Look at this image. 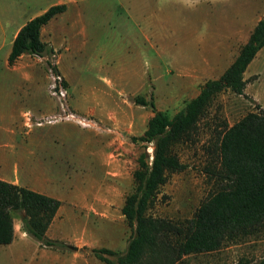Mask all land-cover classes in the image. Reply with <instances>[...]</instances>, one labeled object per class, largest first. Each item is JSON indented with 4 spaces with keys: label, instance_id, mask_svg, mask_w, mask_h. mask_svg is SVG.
<instances>
[{
    "label": "rangeland",
    "instance_id": "1",
    "mask_svg": "<svg viewBox=\"0 0 264 264\" xmlns=\"http://www.w3.org/2000/svg\"><path fill=\"white\" fill-rule=\"evenodd\" d=\"M93 2H87L84 7L74 2L69 8L67 5L66 15L60 13L42 27L41 38L56 50L53 61L67 88L70 107L102 121L114 131L85 128L70 121L27 125L24 113L51 114L59 109V102L50 90L54 73L45 57L25 54L17 61L16 65L26 74L23 78L37 83L36 98L27 103L21 115L23 141L33 143L36 139L38 143H45L41 138L48 136V147L68 156L70 148L95 134L88 142L97 143V152L89 167L75 166L70 159L57 161L54 166L55 175L61 170L62 182L55 180L47 192L61 196V206L47 233L64 246H41L26 234L22 224V230L15 234L16 247L1 252H5L6 258L0 264H107L96 257L95 249L105 247L124 252L133 230L122 208L136 186L134 173L144 150V143L135 142L133 137L143 134L153 115L150 106L138 105L133 98L141 95L150 99L153 95L156 107L173 116L210 79L205 75L191 83L179 68L197 57L194 48L185 45L187 38L181 26L191 18L200 19V10L206 7L204 2L97 0L96 9ZM79 8L86 14L96 13L97 21L69 22L65 17L67 12H78ZM127 9L137 15L135 21L128 19ZM146 14L150 16L149 21L142 18ZM73 25L77 28L68 34L66 29ZM83 26L90 34L97 31L96 47L94 39L89 41L78 33L77 29L82 30ZM147 34L152 42L146 38ZM164 45L165 51L160 49ZM125 57L127 63L131 62L126 67L122 66ZM256 62L263 66L253 68L246 75L245 94L230 90L219 94L211 117L202 124L196 141L177 146L187 167L173 173L161 186L157 202L149 213L174 220L190 218L200 203L220 187L221 181L215 172L221 130L226 123L232 125L255 110L257 105L264 110V50ZM254 94L258 95V101ZM152 150L151 145L148 151L152 153ZM13 216L21 219L18 213ZM71 246H77L78 250ZM263 260L264 227L254 235L226 242L217 251L190 255L181 264H264Z\"/></svg>",
    "mask_w": 264,
    "mask_h": 264
},
{
    "label": "trees",
    "instance_id": "2",
    "mask_svg": "<svg viewBox=\"0 0 264 264\" xmlns=\"http://www.w3.org/2000/svg\"><path fill=\"white\" fill-rule=\"evenodd\" d=\"M65 10V4L53 5L29 20L13 42L9 62L23 54L37 55L45 57L48 67L58 73L53 61L56 52L42 40L41 29ZM263 47L264 16L223 74L206 80L198 95L173 116L156 107L153 95L133 98L153 111L143 134L133 137L144 143L134 173L136 186L122 208L133 233L124 252L102 247L94 250L97 258L107 264H181L190 255L217 251L226 242L254 235L264 227V110L260 105L221 130L215 172L221 184L192 217L174 220L149 213L161 186L187 167L177 146L196 141L219 94L228 90L245 94V71ZM151 145L152 153L148 151ZM60 206V199L0 179V244L13 241V214L18 213L26 234L41 246L63 247V242L47 233Z\"/></svg>",
    "mask_w": 264,
    "mask_h": 264
},
{
    "label": "crops",
    "instance_id": "3",
    "mask_svg": "<svg viewBox=\"0 0 264 264\" xmlns=\"http://www.w3.org/2000/svg\"><path fill=\"white\" fill-rule=\"evenodd\" d=\"M89 1L91 0H0V179L3 181L49 195L47 190L55 180L58 179L62 182L60 179L61 170L57 175L54 172L57 161L65 162L70 159L75 166L89 167L93 165L92 156L97 152V143L92 144L88 141L96 137L95 134L91 135L92 138L85 139L81 145L74 149L70 148L68 156H63L50 149L48 136L41 138L45 143H38L36 139L33 143L23 141L21 115L23 108L28 106L27 103L35 100L37 83L31 78H23L26 74L16 65L17 61L25 54L21 55L14 63L9 62L13 42L20 29L29 20L44 13L53 5L65 4L67 9V5L69 8L73 2L78 7H84ZM93 1V8L96 9L97 0ZM198 1L204 2L206 5L200 10V19L191 18L181 26L185 38H187L185 45L189 49L194 48L197 57L187 66H177L184 72L185 80H190L191 83L205 75H208L210 79L220 77L235 60L241 47L248 41L254 27L264 16V0ZM130 9L132 8L130 7ZM132 11L127 9L128 19L135 21L137 15ZM62 14L66 15V10ZM65 17L72 24L83 23L85 20L97 21L96 13L86 14L85 10L80 8L78 12H67ZM86 17L88 19H85ZM142 18L150 20L148 14L142 15ZM46 25L48 23L44 27ZM75 27L77 28L74 25L73 28L69 27L66 32L73 33ZM77 31L84 38L88 37L89 41L94 39V47L97 46V31L90 34L84 26L82 30L77 29ZM146 36L150 41L152 40L148 34ZM161 47L160 49L165 51L166 46ZM263 50L264 47L258 51L249 64L245 71V77H248L246 75L253 68L263 66L262 63L256 62ZM123 60L122 66L126 67L131 63L125 61L126 57ZM198 67L200 69H196ZM216 72L217 75H214ZM246 89L248 90V88ZM199 92L200 90L195 96ZM254 97L258 101V95L254 94ZM53 197L60 199L61 196ZM14 227L15 234L17 230L20 232L22 219L14 218ZM15 243L14 237L11 243L0 244V262H4L6 258L5 252L3 254L1 252L12 247L15 248Z\"/></svg>",
    "mask_w": 264,
    "mask_h": 264
},
{
    "label": "built area",
    "instance_id": "4",
    "mask_svg": "<svg viewBox=\"0 0 264 264\" xmlns=\"http://www.w3.org/2000/svg\"><path fill=\"white\" fill-rule=\"evenodd\" d=\"M51 73L53 70L50 68ZM55 75H54V74ZM52 79L50 83L51 93L57 97L59 102V109L51 114H44L39 117H35L30 112L25 113L24 117L26 124L29 126H43L45 124L60 122V121H70L77 123L78 125L91 128L94 130L103 131H114V128L105 126L103 122L98 121L88 115H82L75 110H73L67 101V88L64 87L60 80V76L53 72Z\"/></svg>",
    "mask_w": 264,
    "mask_h": 264
},
{
    "label": "water",
    "instance_id": "5",
    "mask_svg": "<svg viewBox=\"0 0 264 264\" xmlns=\"http://www.w3.org/2000/svg\"><path fill=\"white\" fill-rule=\"evenodd\" d=\"M71 248L74 249V250H78L77 246H71Z\"/></svg>",
    "mask_w": 264,
    "mask_h": 264
}]
</instances>
